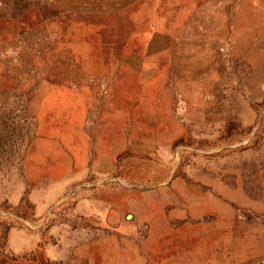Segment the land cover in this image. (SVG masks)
<instances>
[{
    "label": "rangeland",
    "instance_id": "rangeland-1",
    "mask_svg": "<svg viewBox=\"0 0 264 264\" xmlns=\"http://www.w3.org/2000/svg\"><path fill=\"white\" fill-rule=\"evenodd\" d=\"M0 264H264V0H0Z\"/></svg>",
    "mask_w": 264,
    "mask_h": 264
}]
</instances>
